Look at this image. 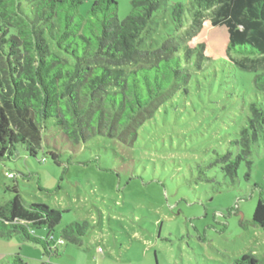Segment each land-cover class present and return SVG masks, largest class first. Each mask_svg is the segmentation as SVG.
<instances>
[{
  "label": "rangeland",
  "instance_id": "1",
  "mask_svg": "<svg viewBox=\"0 0 264 264\" xmlns=\"http://www.w3.org/2000/svg\"><path fill=\"white\" fill-rule=\"evenodd\" d=\"M94 2L84 0L80 14L87 16ZM116 2L123 20L132 0ZM204 16L203 30L181 42L206 43L202 50L212 58L191 57L188 92L182 86L133 144L98 136L74 149L50 127L44 142L50 139L59 153V166L42 150L32 157L21 148L13 161L0 164L1 203L12 198L7 187L17 185L26 201L62 211L54 242L73 222L92 226L81 245L66 240L50 255L19 233L0 236V264L9 254L27 264H232L252 254L264 264V230L253 221L264 198V136L239 160L242 146L236 143L251 103L264 104L253 82L264 71V57L245 60L229 51L226 37L213 27V13ZM159 19L160 28L170 26L167 16ZM226 53L257 69H242L224 59ZM228 155L239 162L234 176L225 169Z\"/></svg>",
  "mask_w": 264,
  "mask_h": 264
},
{
  "label": "trees",
  "instance_id": "2",
  "mask_svg": "<svg viewBox=\"0 0 264 264\" xmlns=\"http://www.w3.org/2000/svg\"><path fill=\"white\" fill-rule=\"evenodd\" d=\"M83 1L0 0V164L13 161L21 148L32 157L42 150L59 166V153L50 139L44 142L50 127L74 149L98 136L133 144L182 86L188 92L191 57L212 58L202 50L206 43L188 47L181 42L203 30L208 11L229 51L245 60L264 57V0H132L123 20L116 0H95L87 16L80 14ZM160 16H167L170 26L160 28ZM177 31L183 35L176 36ZM225 57L244 70L257 69L228 53ZM253 82L264 97V71L256 72ZM250 110L236 141L242 146L238 160L264 136V104L252 102ZM228 157L225 169L234 176L239 162ZM7 190L13 195L0 202V236L19 233L46 254L56 252L53 233L62 211L26 201L17 185ZM253 221L264 230V198ZM91 227L88 221L73 222L61 238L81 245ZM5 262L27 264L19 254ZM232 264L261 262L244 254Z\"/></svg>",
  "mask_w": 264,
  "mask_h": 264
},
{
  "label": "built area",
  "instance_id": "3",
  "mask_svg": "<svg viewBox=\"0 0 264 264\" xmlns=\"http://www.w3.org/2000/svg\"><path fill=\"white\" fill-rule=\"evenodd\" d=\"M6 176H8L9 178L14 177V175H13L12 173H9V172H6ZM53 242H54V239H53ZM60 244H61V245L66 244V239H64V238H60V240H58L57 243L54 242L53 246H54V247H57V246H59ZM100 250H101V249H100Z\"/></svg>",
  "mask_w": 264,
  "mask_h": 264
},
{
  "label": "crops",
  "instance_id": "4",
  "mask_svg": "<svg viewBox=\"0 0 264 264\" xmlns=\"http://www.w3.org/2000/svg\"><path fill=\"white\" fill-rule=\"evenodd\" d=\"M58 247H59V246H58ZM58 247H54V246H53V248H57V249H58ZM57 252H59V249L56 251V253H57ZM3 255H4V254H3ZM9 255H12V254H9ZM57 255H58V254H57ZM7 256H8V255H7ZM58 256H59V255H58ZM2 262H3V260H2Z\"/></svg>",
  "mask_w": 264,
  "mask_h": 264
}]
</instances>
